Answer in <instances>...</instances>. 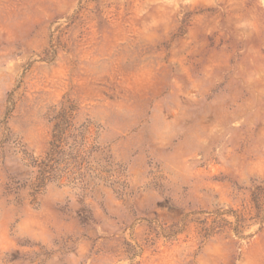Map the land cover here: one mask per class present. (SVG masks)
<instances>
[{"label":"rangeland","instance_id":"obj_1","mask_svg":"<svg viewBox=\"0 0 264 264\" xmlns=\"http://www.w3.org/2000/svg\"><path fill=\"white\" fill-rule=\"evenodd\" d=\"M0 264H264V0H0Z\"/></svg>","mask_w":264,"mask_h":264},{"label":"trees","instance_id":"obj_2","mask_svg":"<svg viewBox=\"0 0 264 264\" xmlns=\"http://www.w3.org/2000/svg\"><path fill=\"white\" fill-rule=\"evenodd\" d=\"M54 140L51 143V148L47 152L45 158L40 159L39 161L36 160V168H37V180L39 182H43L46 179H60L61 175L58 174V170L56 168H53L52 165H50V162L53 160L54 155L56 152V145L55 140H57V135L54 136Z\"/></svg>","mask_w":264,"mask_h":264}]
</instances>
